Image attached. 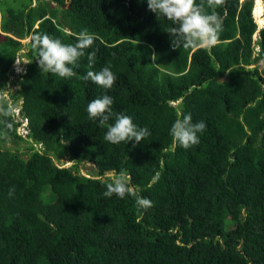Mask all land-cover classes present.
Returning a JSON list of instances; mask_svg holds the SVG:
<instances>
[{
    "label": "trees",
    "instance_id": "obj_1",
    "mask_svg": "<svg viewBox=\"0 0 264 264\" xmlns=\"http://www.w3.org/2000/svg\"><path fill=\"white\" fill-rule=\"evenodd\" d=\"M202 2L223 22L216 44L173 50L147 0H0V93L15 86L26 119L0 118V264H264V26L254 0ZM85 29L98 38L72 77L41 72L32 34L75 44ZM105 66L107 91L84 78ZM103 95L151 135L107 142L87 113ZM189 113L207 127L184 149L170 129ZM122 169L150 207L104 196Z\"/></svg>",
    "mask_w": 264,
    "mask_h": 264
},
{
    "label": "clouds",
    "instance_id": "obj_2",
    "mask_svg": "<svg viewBox=\"0 0 264 264\" xmlns=\"http://www.w3.org/2000/svg\"><path fill=\"white\" fill-rule=\"evenodd\" d=\"M33 1L35 2V0ZM147 2L150 11L165 16L175 25V27L168 31L171 36L173 50L180 49L181 47L184 49L208 48L216 44L218 35L222 30L223 22L215 11L210 14L206 13L203 2L199 5L196 3V0H147ZM206 2L209 8L214 9L222 0H206ZM252 14L255 20L253 10ZM97 38L95 33H90L87 29L78 34L75 44H65L60 39L53 38L48 34L34 33L29 37L32 41V48L36 50V60L38 61L41 72L50 73L53 76H59L61 78H70L74 75L73 68L78 66V60L85 56V50L90 48ZM156 57L157 55L153 52L151 59L154 63ZM87 59L88 67L90 69L93 68L96 52L88 53ZM23 61V58L20 60L19 56L16 57L18 66L14 65V60V74L25 71V68L23 72L16 69ZM69 65L72 67H69ZM84 78L97 84L106 91L113 88L117 79L109 66L103 67L98 72L90 70ZM112 105L113 98L109 95H103L100 98L94 99L87 105L89 119L93 122L98 120L100 127L107 125V131L104 136L107 142L112 144L126 142L129 144L134 141L138 145L151 135L148 128H140L134 124L130 116L122 113L114 114L112 112ZM15 114L16 106L5 94L0 93V118H2V122L8 128H11V123L8 118H13ZM114 115L115 122L109 124L108 121ZM21 119L22 125L25 126L26 119L22 117ZM206 127L203 121L194 123L189 113L174 121L170 129V135L174 143H177L184 149H188L193 145L199 144L198 134L206 131ZM21 128L18 127L19 130ZM65 165H67V161ZM108 179L110 182L106 184L105 197L110 198L114 194L121 199L126 196H132L135 198L138 207L147 209L151 206V201L140 196L135 188L130 185L127 170L122 169L118 174L110 173ZM13 194L14 189H10L9 196Z\"/></svg>",
    "mask_w": 264,
    "mask_h": 264
},
{
    "label": "rangeland",
    "instance_id": "obj_3",
    "mask_svg": "<svg viewBox=\"0 0 264 264\" xmlns=\"http://www.w3.org/2000/svg\"><path fill=\"white\" fill-rule=\"evenodd\" d=\"M262 1V0H261ZM51 3H53V4H55L54 2H51ZM262 3H263V7H264V2L262 1ZM254 5H255V0H254ZM254 5H253V11H254ZM255 16V15H254ZM261 17H262V19H263V22L262 23H259L257 20V18L255 17V20H256V24H257V28L258 27H261V26H264V10H263V13H262V15H261ZM260 20V19H259ZM28 41V38H25V39H23L22 40V42H27ZM24 51V50H23ZM22 50L17 54V56H19V58H20V60H21V58H23L24 59V63L22 62L21 64H19V67H17L16 69L17 70H21L22 72L24 71V68H25V62H27V60L24 58V56H22L21 54H22V52H23ZM16 56V57H17ZM14 65H16V66H18V64L16 63V58H15V62H14ZM258 65H259V67L260 68H262V66L264 65V62H262V61H259L258 62ZM15 69V70H16ZM12 77H14V75H11V78ZM14 88H15V86H9V92L10 91H14ZM8 91H4L3 92V94H5L7 97H8V99L10 100V93H9ZM11 101V100H10ZM19 103L20 102H18V105L16 106V117L17 118H19L20 120H22L21 119V116H20V113H19V108H20V106H19ZM63 159H65V158H63ZM63 159H61V161H63ZM66 161H67V164H69V163H72V162H70V161H68L67 159H65Z\"/></svg>",
    "mask_w": 264,
    "mask_h": 264
},
{
    "label": "bare ground",
    "instance_id": "obj_4",
    "mask_svg": "<svg viewBox=\"0 0 264 264\" xmlns=\"http://www.w3.org/2000/svg\"><path fill=\"white\" fill-rule=\"evenodd\" d=\"M257 0H255V5H254V15L255 17L258 19L257 21L259 22V19H261V23L263 22V19L261 17L262 13H263V10H264V7L263 9H261V2L258 3V9L256 8L257 7V3H256ZM260 23V22H259Z\"/></svg>",
    "mask_w": 264,
    "mask_h": 264
}]
</instances>
